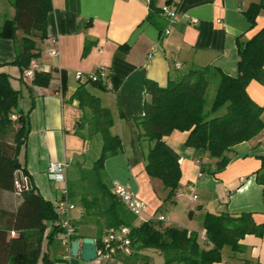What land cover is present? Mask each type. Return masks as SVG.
<instances>
[{"label": "crops", "instance_id": "0c3cea01", "mask_svg": "<svg viewBox=\"0 0 264 264\" xmlns=\"http://www.w3.org/2000/svg\"><path fill=\"white\" fill-rule=\"evenodd\" d=\"M4 1L0 0V32L5 20L15 15L14 2L7 8V0ZM259 1L53 0L54 8L47 19L48 37L38 40L40 56L33 59L41 71L51 74L48 85L23 79L20 68L11 64L23 46V31L17 30L15 37L0 36V72L8 73L12 86L20 91V112L30 121V132L19 159L33 186L56 207L60 190L48 176L50 163L68 162L69 182L75 179L70 166L74 164L77 169L85 166L88 153L97 148L93 142L101 135L90 137L88 131L84 132L87 127L79 128L82 110L72 96L80 83L86 81L76 78L78 72L88 75L106 67L110 72L106 89L91 83L87 88L111 110L114 120L111 131L121 137L124 145L123 152L105 162L111 186L116 180L122 181L148 204L145 219L136 217V224L155 220L161 228L176 225L197 232L203 249L213 246L203 225L208 212L231 215L249 212L256 223L263 224L264 186L257 181V172L263 163L264 129L252 139L236 144L229 153L228 166L216 174L202 172L201 168L203 164L214 167L217 159L208 153L199 155L195 148L187 146L188 131L174 130L165 140L180 156L182 179L175 195L166 199L169 190L162 180L149 176L146 171L145 156L150 146L141 136L142 130L136 121L144 115L147 79L165 87L170 80L179 81L190 69L206 66L237 76V39H250L264 28V10L253 27L245 15L250 2ZM151 4L157 9L166 4L176 7L177 20L170 23L160 12L151 21L148 19ZM167 28L171 30L168 34ZM51 37L57 39L56 55L48 52ZM91 42L89 53L84 55L85 46ZM212 79L219 80V75L213 73ZM247 90L253 100L264 105L263 84L253 80ZM19 126L17 123V129ZM194 194L198 196L196 199ZM18 199L15 202L17 197L13 191L0 188V211L8 214L6 221L16 212ZM76 206L71 214L75 223L83 216L79 202ZM161 215L165 217L162 221L158 220ZM5 223L0 222V226ZM81 227L84 225H77L78 239H96L94 234H84ZM60 234L46 246L45 237L42 243L43 252L55 264H95L82 259L80 252L73 256L72 248L71 252L67 251ZM240 242L242 250L235 251L226 245L221 249L222 260L213 264H264V234H247ZM135 253L119 252L105 258L103 264H178L166 263L161 251L153 248Z\"/></svg>", "mask_w": 264, "mask_h": 264}, {"label": "trees", "instance_id": "16d2710c", "mask_svg": "<svg viewBox=\"0 0 264 264\" xmlns=\"http://www.w3.org/2000/svg\"><path fill=\"white\" fill-rule=\"evenodd\" d=\"M14 6L15 15L5 20L0 36L15 37L17 30L23 31V46L17 50L11 64L17 65L22 78L26 79L24 69L40 56L38 40L48 37L47 19L54 5L53 0H15ZM153 6L150 5L148 15L151 21L156 13L161 12ZM263 10L264 0L250 2L245 15L251 27L255 26L257 16ZM237 44V76L206 66L190 69L179 81L170 80L165 87L153 79L146 80L144 115L137 117L136 121L142 130L141 136L150 146L145 156L146 171L149 176L162 180L169 190L166 199L175 195L182 179L180 156L165 140L174 130L188 131L187 146L195 148L199 155L208 153L217 159L214 167L203 164L201 168L202 172L216 174L228 166L231 161L229 153L236 144L252 139L264 129V105L253 100L247 90L253 80L264 85V28L250 39L238 38ZM91 45L92 42L85 46L84 55L89 53ZM213 73L219 75V84L208 109L206 96ZM50 78L49 72L39 70L32 81L37 85H48ZM89 83L101 90L106 89L105 82L87 79L80 83L72 99L79 101L82 110L79 128L87 127L90 137L101 135V154L92 167L79 166L80 176L70 180L68 185L71 198L78 200L83 209L79 225L86 226L93 221L97 227V243L107 229L128 226L132 238L131 254L153 248L161 251L166 263L213 264L222 260L224 246L240 251L244 236L264 234V223H256L249 212L239 215L206 213L203 225L206 237L213 244L210 249H203L197 232L176 225L161 228L155 220L137 225V216L114 194L106 179L107 158L123 152L124 145L121 137L111 131L114 123L111 110L102 105L99 96L89 91ZM20 99V91L12 86L10 75L0 72V188L14 193L17 191V170L23 169L28 174L19 155L30 132V121L20 112ZM13 115L17 116L16 122L20 126L11 143L3 135L12 125ZM262 162L257 181L264 186V156ZM18 196L20 203L16 212L10 216L8 225L0 226V264H55V260L42 249L45 231L58 217L54 204L46 200L33 184ZM61 232L58 227L51 228L49 242Z\"/></svg>", "mask_w": 264, "mask_h": 264}, {"label": "built area", "instance_id": "2783aa9c", "mask_svg": "<svg viewBox=\"0 0 264 264\" xmlns=\"http://www.w3.org/2000/svg\"><path fill=\"white\" fill-rule=\"evenodd\" d=\"M161 13L167 18L170 23H173L178 18V12L176 7L166 4L161 7ZM168 34L171 32L169 28L165 30ZM50 42L52 43L49 51L52 55L58 54L59 50L54 46L57 43L55 37H51ZM36 60L31 61L30 65L24 69V77L26 79L33 80L37 71L40 70ZM110 72L106 67H102L97 71L89 72L88 75L83 72L77 73V79L82 80H93L102 81L107 83L109 80ZM16 119L17 116L13 115ZM69 168V163L66 161H53L48 167V176L51 181L58 184L60 190V198L56 201V213L57 218L49 226L48 230L53 227H58L62 229L60 234L61 241L65 246L66 250L71 252L72 241L76 240L77 236V224L75 223L72 212L76 209V203L70 196L67 170ZM16 188L17 194L23 189H30L32 183L28 174L24 172L23 169H19L16 172ZM112 191L117 197L128 207V209L133 212L137 217L145 219V213L148 211V204L138 196L129 186L125 183L116 180L112 185ZM198 196L194 194L193 198L196 199ZM164 216H159L158 220H163ZM131 230L128 226H121L119 228L107 229L102 235L99 243H97V257L93 260L95 264H103L105 258L115 256L119 252H124L125 254L132 253V238L130 234Z\"/></svg>", "mask_w": 264, "mask_h": 264}, {"label": "rangeland", "instance_id": "374dc122", "mask_svg": "<svg viewBox=\"0 0 264 264\" xmlns=\"http://www.w3.org/2000/svg\"><path fill=\"white\" fill-rule=\"evenodd\" d=\"M1 1H3L5 3L4 0H1ZM14 1L15 0H7V2L5 4L7 6V8H9V5H10L9 3H13ZM8 17L9 16H6V18H8ZM218 84H219V80H217V79H212L211 80L210 86H208L209 89L207 91V96H206V98H207L206 108H208L209 105L212 104L213 99H214L215 94H216V91H217V88H218ZM81 117H82V114H81ZM16 119L13 117L12 125L8 128L7 133L5 135H3L4 139L6 141H8V142H11V143H13L14 136H15V133L17 131V122H16L17 120ZM87 131L88 130L86 129L84 132L87 134ZM101 141H102L101 137H98L97 140H94V142H93L94 146L93 147H97V148H92L90 150V152L88 153L89 158L87 159V161H85V163H84L85 166L84 167H86V168L92 167L94 161L100 156V154H101V146H102V142ZM70 171L72 172L71 174H73L75 176V179L80 176L79 167L77 169L74 164L72 166H70ZM106 179L110 183V178L108 177L107 172H106ZM15 195L17 197V201L15 200V202H18L19 196H18L17 193H15ZM73 201L75 203L78 202V200H76V199H73ZM7 215L8 214L6 212L2 213L0 211V222H2V221L6 222L5 224H3L4 226L8 225V223L10 222V220L12 218V217H9L8 221H6L7 220L6 219ZM76 224L79 225V222H76ZM81 229L83 230L84 234H86V235H93V234L96 235L97 234V227H96V225H95V223L93 221L90 224H88V225H86L84 227H81ZM47 230L48 229H46L45 234H44V237H45L44 239L46 241L44 246H46L49 243Z\"/></svg>", "mask_w": 264, "mask_h": 264}, {"label": "water", "instance_id": "95a60500", "mask_svg": "<svg viewBox=\"0 0 264 264\" xmlns=\"http://www.w3.org/2000/svg\"><path fill=\"white\" fill-rule=\"evenodd\" d=\"M93 237H85L84 239H76L72 241V254L78 256L81 253L82 259L85 261H93L97 257V244Z\"/></svg>", "mask_w": 264, "mask_h": 264}]
</instances>
